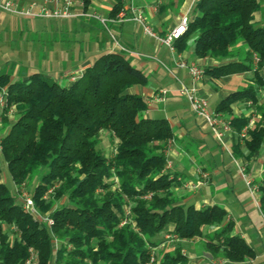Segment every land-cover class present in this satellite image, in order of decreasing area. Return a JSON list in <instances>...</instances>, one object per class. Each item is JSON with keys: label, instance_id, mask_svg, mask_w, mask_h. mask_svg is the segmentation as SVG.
<instances>
[{"label": "trees", "instance_id": "16d2710c", "mask_svg": "<svg viewBox=\"0 0 264 264\" xmlns=\"http://www.w3.org/2000/svg\"><path fill=\"white\" fill-rule=\"evenodd\" d=\"M82 1L87 10L91 0ZM260 8L258 0H197L194 19L174 42L182 52L193 41L197 59L219 62L204 68L210 80L253 72L249 85L228 94L214 110L232 116L231 153L246 161L264 151V106H258V90H264V27L254 21ZM121 9V0H115L109 18ZM68 83L38 72L20 81L0 75L2 110H12L13 117L2 120L0 158L15 186L37 180L28 192L37 213L52 221L35 220L0 183V264H187L180 245L169 252L155 248L165 234L174 241L192 240L203 228H217L205 237L213 258L224 264L254 258L249 245L233 234L224 208L178 204L182 184L164 170L167 145L176 137L166 119L145 117L146 99L129 92L147 79L123 54L101 53ZM248 102L233 115L234 104ZM252 109L260 121L240 140ZM102 132L117 141L109 158L100 148ZM258 191L264 217V161Z\"/></svg>", "mask_w": 264, "mask_h": 264}, {"label": "crops", "instance_id": "0c3cea01", "mask_svg": "<svg viewBox=\"0 0 264 264\" xmlns=\"http://www.w3.org/2000/svg\"><path fill=\"white\" fill-rule=\"evenodd\" d=\"M23 5L28 4L31 0H21ZM41 1V0H40ZM133 5L142 11V15L148 25L152 28L153 32L159 36L164 37L175 27H177L182 18H186L189 21L195 17L194 7L197 0H179L180 8L176 14L164 15L165 6L163 3H167L168 0H156L155 4L149 2L141 3L131 0ZM261 3L259 12L254 15V21L264 27V0H258ZM115 4V0H91L90 5L87 7L89 11H93L96 14L109 18V13ZM129 3L123 4L122 8H125ZM98 9V10H97ZM104 11L105 13L101 12ZM6 16H14L0 11V22H4ZM16 17V16H15ZM20 18V17H19ZM23 19V18H21ZM90 18L63 20L79 22V24L89 23ZM52 21V20H47ZM72 27L71 25H69ZM89 23V28L91 30ZM109 31L114 35L118 45L124 48L126 52H121L119 48L115 47L110 39L107 31L102 27V37L93 34V47L97 53H121L129 60L130 65L138 70L147 79L145 86H134L129 90L132 94H137L146 99L147 111L145 117L161 119L164 118L168 121L170 127L173 130L175 141L169 142L166 149L167 160L171 162V169L168 172L178 175L185 181L184 171L189 173L192 178V184L198 183V186L205 185L211 186L213 177L207 170V166L204 164V158L207 154L204 153L203 146L206 144L208 136L212 138L209 127L201 119H198L194 114L192 116L181 117V120H174L176 116H169V110L176 109V104L181 103V96L178 94L179 85L182 84L188 88L195 87L198 96L207 100L211 109L215 110L219 101L225 98L228 94L249 85L253 79V72H247L243 74H237L234 76L222 78L219 80H210L204 76L196 83L191 81V78L186 69L178 68L177 63L182 61L186 64H195L202 68L207 66H216L218 61L212 59H197L194 55L193 41L188 42L186 48L182 52H171L166 46L159 44L156 40L142 33L141 27L134 21H125L122 23L108 24ZM174 47V44H173ZM99 54V55H100ZM79 58V57H78ZM72 61V60H71ZM70 61V63H71ZM94 59L88 60L84 58L82 61L77 59L73 62V68H77V73L81 74L83 69L90 65ZM65 71V70H63ZM61 72V71H60ZM263 75V72L260 71ZM78 74V75H79ZM74 72H61L59 82L67 80L69 76H74ZM165 90L166 95L163 101H160L159 92ZM259 100L258 106H264V90H258ZM184 99V98H183ZM185 100V99H184ZM186 101V100H185ZM187 102V101H186ZM214 103L211 105L210 103ZM188 104V103H187ZM248 102L246 105L243 103H236L232 106L234 116H239L245 107L250 105ZM189 106V105H188ZM224 118L231 120V115H223ZM249 121L253 122L255 126L260 121V116L255 109L250 111ZM177 115V114H175ZM248 121V122H249ZM194 140V141H193ZM196 141V145H200L202 148L197 151V157L193 156L190 152V147ZM100 142L104 147L110 149V154L114 152L117 141L111 137L108 132H102L100 134ZM216 142V141H215ZM217 143V142H216ZM229 145V156L237 166L245 167V173L249 176L254 187L255 192H251L243 183L241 176L238 175L237 183L239 181L243 183L242 189H232L231 200L232 203L214 202L211 199L203 200L201 206L195 204L194 207L199 209L205 206L217 205L225 209L227 213V219L231 220L234 224L233 234L243 239L246 244L254 252V258L246 260L241 264H264V217L259 207L260 193L258 191V182L260 181L263 172V155L257 158L255 161H246L245 159L236 158L231 153V134L225 138L224 144ZM220 145L219 143H217ZM109 151V150H108ZM105 154V153H104ZM106 155V154H105ZM107 156V155H106ZM110 156V157H111ZM214 164V173L218 176H223L219 181L217 179L216 185L227 184L230 181L229 175H222V172H228L229 167H224L219 170ZM175 169V170H174ZM183 172V173H182ZM201 174L208 175L207 179H202ZM186 182V181H185ZM2 183V180H0ZM196 191V190H195ZM188 190L181 189L176 191V196L180 198L178 204L183 205L188 196ZM187 195V196H186ZM196 195L195 192L193 194ZM193 205V204H192ZM172 227H168L170 232ZM217 230V228H203L202 236L185 241H165L164 236L162 238L164 242L162 246L155 248V251L164 250V252L172 251L175 244L181 246L182 254L186 257L187 264H224L222 259H215L206 250L205 244L208 243L205 238L207 235H211ZM162 247V248H161Z\"/></svg>", "mask_w": 264, "mask_h": 264}, {"label": "rangeland", "instance_id": "374dc122", "mask_svg": "<svg viewBox=\"0 0 264 264\" xmlns=\"http://www.w3.org/2000/svg\"><path fill=\"white\" fill-rule=\"evenodd\" d=\"M39 1L40 0H31V2L38 3ZM135 1L141 3L149 2L151 4H155L156 2V0ZM163 4L164 6L166 5L164 12L165 16L169 14H176L180 8L179 0H168L167 3ZM101 12L105 13L102 10ZM89 23L91 27H93L91 30H88ZM89 23L79 24V22L72 21L59 22L37 19H21L15 16H6L5 21L3 23L0 22V75L9 74L11 80L20 81L27 78L32 73L38 72L44 77H47L60 85H68L69 83L67 80L62 83L58 81L61 72L72 71L75 74L74 76H78V69L76 67H72V65H74L73 62L77 59L82 61L84 58L92 60L100 54L94 50L93 34L91 31L94 32L96 36L102 37V33L104 34L102 31L103 26L93 19H91ZM140 31L143 33L142 27ZM70 77L71 76L68 78ZM181 99V103L176 104V109L173 108L174 110H167L169 111V113H167L169 116H176L174 117V120H181V117H189L193 114L187 102L183 98ZM210 104L213 105L214 103L211 102ZM4 116H7L9 121L13 119L12 112H5L0 109V135L6 130V128L5 130L3 128L2 120ZM193 141L192 144L197 143L196 141L193 143ZM206 144L207 145L203 146V149L199 147L200 145H191L190 152L193 156L197 157V151L200 148L204 150L205 154H207L204 158V164L207 166L208 172H210L213 177L212 184L211 186L201 185L196 188V191L188 190V196L186 195L187 197L184 204L195 205L198 203L199 206H201L204 204L203 200L211 198L217 203L224 202L231 204V190L233 188H243V181V183L241 180L239 181L240 183H237L239 169L230 158L229 153L226 151V149L229 150V145L227 143L226 145H218L213 137L211 138L208 136ZM100 148L108 158L111 156L110 149L104 147L101 142ZM222 163L224 167H229L228 172H222L224 173L222 175H229L230 181L227 184L216 185L217 179L220 181L223 176H218L214 173V164L217 165V169L221 170L224 168ZM40 175L41 172H37L38 178ZM183 175L186 182H192V178L189 173L184 171ZM0 180H2V183L10 190L12 195L15 194V185L12 182L6 165L2 162L1 158ZM36 181L35 178L32 179V181L27 184V189H29L28 186L33 189ZM194 192L196 194L195 196L193 195Z\"/></svg>", "mask_w": 264, "mask_h": 264}, {"label": "built area", "instance_id": "2783aa9c", "mask_svg": "<svg viewBox=\"0 0 264 264\" xmlns=\"http://www.w3.org/2000/svg\"><path fill=\"white\" fill-rule=\"evenodd\" d=\"M121 3L126 4L125 8H122L121 11L115 16V18H104L93 11L84 10V4L82 0H41L38 2H29L26 5L22 4L21 0H0V11L20 17L23 19H37V20H52V21H63L71 19H82L90 18L99 22L103 28L107 31L110 39L112 40L115 47L119 48L121 52H126L124 48H121L114 35L109 31L108 24L122 23L125 21H134L139 26L142 27L143 33L152 39L156 40L159 44L166 46L171 52L174 51L173 44L175 40L179 39L187 29L188 20L182 18L179 25L175 27L170 33L164 37L157 36L152 28L146 23L142 11L135 7L131 0H121ZM258 58L253 56V65L257 66ZM178 68L186 69L191 81L193 83L198 82L203 77V70L195 64H186L182 61L177 63ZM261 72L264 73V65L261 68ZM77 76H71L69 81L72 82L76 79ZM5 90L2 89L0 92V109L2 110L5 107ZM160 101H163L166 91L162 90L159 92ZM179 96L183 97L191 110V112L198 118L201 119L209 127L213 139L220 145H224L225 138L232 133V127L230 120L224 118L221 114L216 113L213 109L210 108L208 102L203 97L197 95L195 87L188 88L182 84L178 88ZM12 112V110H10ZM253 122L249 121L247 125L239 133V139L242 140L247 137L249 130L253 128ZM229 153V151H227ZM1 153V146H0ZM171 169V162L167 160L165 171ZM239 173L244 181L245 186L251 192L256 191V187L253 186L252 181L249 176L245 173V167L239 166ZM173 178L170 176V179ZM202 179H207L208 175L201 174ZM177 180L182 184L183 189L194 191L196 190L198 183L192 184L185 182L180 177H177ZM51 189L45 194L44 199L47 198V195L51 193ZM15 195L18 202L21 203L23 210L32 215L35 220L43 221L52 225V221L46 216H40L34 206L33 200L30 197L26 184L22 183L15 186ZM150 197V195H149ZM165 241H172L175 237L171 234L164 236ZM33 261L31 258L27 263ZM153 262V258H151Z\"/></svg>", "mask_w": 264, "mask_h": 264}]
</instances>
